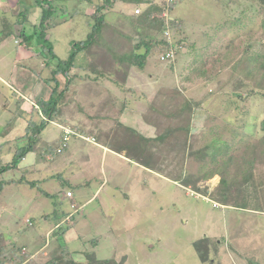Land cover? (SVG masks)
<instances>
[{
  "label": "rangeland",
  "instance_id": "obj_1",
  "mask_svg": "<svg viewBox=\"0 0 264 264\" xmlns=\"http://www.w3.org/2000/svg\"><path fill=\"white\" fill-rule=\"evenodd\" d=\"M54 1L50 11L55 12L52 20L55 19L54 33L57 34H53L50 41L44 40L43 45L39 44L41 47L53 45L58 52V60H68L73 53L75 57L72 65L67 62L58 64L56 60L59 71L53 72L50 68L45 81L50 79L56 86L62 81V76L67 84L87 79L88 86H82L77 92L86 111L92 112L95 107L111 111L116 105L113 109H118V112L120 106L127 107L126 117H131L130 120L140 117L150 128L147 136L131 124L117 123L114 120L117 113H112L113 118L106 125L109 133L105 139L115 148L125 150L132 162L143 164L147 170L123 160L127 166L133 167V173L128 176L117 174L105 165L109 183L96 193L104 179L101 160L97 157L100 151H96L93 173L98 175L86 189L85 184L76 182L79 184L73 185L58 175L52 182L49 195L43 186L39 188V183L33 189L24 183L16 195L14 166L0 170L4 173L0 178L2 188L5 183L9 184L4 186L5 189L11 187L7 189L5 198L14 206L11 210L5 208L0 215L1 233L16 244V231L19 228L24 231V235L17 238L16 245L20 247L14 252H6L11 256L10 263L1 254L0 264H14L13 259L17 261L16 256L27 247L24 242L28 233L35 227L40 228L41 224L43 230L44 215L62 208L67 210L69 202V213L74 211L67 197L70 188L78 197L75 200L80 211L73 212L74 221H79L77 230L81 228L83 219L81 209L98 211L102 208L104 215L102 212L88 214V231L75 239L70 236L76 230L73 228L64 236H55L48 256L42 259L41 254L38 261L54 259L69 264L74 258L76 261L84 259L85 263L99 260L108 264H264V70L260 67V64L264 65V2L175 0V8L170 12L175 19L171 22V33L173 40L181 46L180 50L173 60H164L160 55L165 51H155V47L145 60L147 65L142 71L131 63V56L133 52L144 53L146 47L141 44L135 48L138 43L134 44V41L140 42L149 33L157 36L156 30L144 27L132 12L124 18L117 10V4L115 11L109 7L112 10L105 13L102 22L103 31L107 24L109 27L104 35H120L121 32L130 40L120 41L125 62L116 56L117 60L113 66L110 63L106 75H101L89 68L93 64L90 51L94 49L86 50L82 55L84 50L80 41L87 39L93 30L91 16L81 8L82 0H74L78 2L73 6L71 2H63L57 7ZM94 1L98 4L103 2ZM160 1L159 5L165 4L163 6L166 7L167 0ZM17 5L25 11L23 15L27 13V17L35 12V7H29L27 0L17 1ZM40 11L38 24L48 22L50 11L46 10L45 19H42L44 7ZM7 16L11 17L8 13L0 15ZM109 17L111 20L122 18V28L115 27L111 21L107 23ZM200 28L208 32H201ZM25 33L23 41L27 43L26 40L30 39ZM54 35H59V39ZM98 37L101 38V34ZM98 57L100 55L95 59L97 65L101 60ZM109 73L120 84L127 81L129 85L128 89L118 93V99L109 88H116L107 80ZM150 74L154 75L152 82ZM1 90L0 112L12 97L11 91L0 82ZM54 96L58 103L65 100V94L60 95L58 90ZM37 107L38 114L51 122L48 112L44 113L39 104ZM85 115L79 116L83 119L78 123L87 121ZM7 116L10 112L5 109L0 122L10 127ZM46 125L52 126L45 124L41 131ZM74 128L79 129L77 126ZM2 129L0 126L5 134L7 130ZM81 130L85 136L91 137L88 129ZM39 132L33 139L39 140ZM79 137L73 136L70 140ZM212 149L225 152L218 164L212 161ZM230 158L233 162L225 165ZM205 163L210 165L206 169L203 168ZM242 166L248 175L247 183L235 185L231 196L219 194L222 174L226 170L236 177L237 182L244 180ZM209 171L218 173L205 180L204 176ZM90 198L93 200L88 203ZM16 201L20 204V226L14 221ZM54 214L61 215L59 211ZM49 216L47 225L52 227L57 220L54 222ZM27 218H32L34 226L26 223ZM83 234L88 236L87 240L83 239ZM197 242H200L199 248ZM64 247L73 251L72 257L62 253ZM2 251L0 248V253ZM200 251L206 252L208 260L202 261ZM26 264L39 263L30 260Z\"/></svg>",
  "mask_w": 264,
  "mask_h": 264
},
{
  "label": "crops",
  "instance_id": "obj_2",
  "mask_svg": "<svg viewBox=\"0 0 264 264\" xmlns=\"http://www.w3.org/2000/svg\"><path fill=\"white\" fill-rule=\"evenodd\" d=\"M17 1L18 3L20 2V0H0V15L6 13H8V15H11L10 18H8V16L5 18L0 17V24H2V26H0V31L1 29H3V26L6 28V34H0V52L3 51L2 53H0V82L4 84L5 89L7 88V90L11 91L12 96L11 98L9 97V100L7 101L5 106L2 107L3 111L0 112L1 117L5 115V109H8L10 112V116H7L8 119H10L7 122L10 127L3 126L0 122V126L3 127L2 130H7L5 134H3V131L1 132L0 130V170H3L5 167H9V165L12 164L15 155H17V153H19L21 149H24L26 147L28 149L27 152L24 153L23 158H21L16 163V165H13V171L14 173L16 172V179L13 180L15 183L14 185L16 186V195L20 193V188H22V186H25L24 183H28L27 186L31 187V189L36 187V184H40L39 188L43 186L44 191L49 195L50 191H52L51 189L53 188L52 182L58 175L65 177V181H68L73 185H78L79 183L85 184L86 189L89 186V183L95 180L96 176L98 175L97 172L93 173V169L96 164L93 162L94 152L96 151H100V154L97 157H99L101 160L102 176L104 177V179L99 183L100 185L96 189V193H98L99 190H101L106 184L109 183V181L107 180V176L109 177V174L106 172L105 165H109L112 169L117 171V174L125 173L128 176H131V174L133 173V167L131 168L127 166L125 163H123V160L131 161V164L133 163L135 166H140V168L147 170V168L143 164H139L135 161L132 162L131 158L126 154L125 150L115 148L113 145H110L108 143V139H105V136L109 133L108 127L106 128V125L109 124L108 120H111V118H113L112 113H117V115H115L114 117V120L117 121V123H123L125 126L131 124V126L136 128L135 130H139L145 135L150 130V128L146 123L141 121L142 119L140 117H138L135 121L130 120L131 117H126V110H128L127 107L123 108L120 106L119 112L118 109L117 111L116 109H113L114 107H116V105L113 106L111 111L105 110L106 108H103L101 110L96 107L92 109V112L86 111L83 107L84 102L80 101L81 99L79 98L81 96H78L77 92L78 89L82 86H88L87 79L78 80V82H74L73 84H67L64 80L65 78L62 76V81L60 83L57 82L58 84L56 83V86L57 90L59 92H62L61 95L65 94V100L58 104V112L53 114V118L50 120L51 122L45 121L41 117V115L38 114L39 110L37 105L39 104V107H41V101H49L51 99L55 86L52 85L50 79L45 81V78H47V71H50V68H52V70L57 68V63L55 62L56 59L54 61L51 58L52 54L49 51L47 44L42 47L40 45H43L42 42L44 40L51 39L53 34H57L54 33L56 27L55 19L52 20L53 14L55 15V12L51 13V17L48 22L43 21L38 24V20L41 19L40 9L44 7V14L46 13V10L50 11L51 9H53L54 4L53 0H43L41 4L38 2V0H35V3H33L34 1L32 0H27L29 5H31L29 7H35V12L31 13V17H27V13L26 15H23L25 11H21L22 9L17 5ZM73 1L74 0H55L54 3H56L57 7V4H63V2H71V6L78 2ZM152 1L157 4H160L161 2L160 0ZM80 4L82 9L87 10L86 14L91 16L96 11V6L98 3H96L94 0H82L80 1ZM116 4L119 5V8H117V10L120 11L119 13L122 14L124 18L130 16L131 12L132 15H134L135 8H144L147 6V3L136 6L135 4L128 1H119ZM116 4L114 6H116ZM114 6L112 7L115 11L116 9ZM17 8L18 10L16 11ZM110 10H112V8L108 9L106 11V14ZM20 15L22 16L20 17ZM106 21L107 23H110L111 21L113 25L118 28H122V25H124V21L122 20V18L120 20H118L117 18L116 20H111V18L109 17V19H106ZM107 28L109 29L108 24ZM106 30L99 33V35L101 34V38H99L101 42L100 44H96L93 47L94 50H92L91 52L93 55L92 61H90L93 62V64L89 65L90 69H92L95 73H99L101 75H106L105 71L107 72V68L110 66V63L113 66V62L117 60L116 56L119 57V60L122 59L125 62L126 57H124V52L120 49V41L122 39L124 42H128L130 40H128L125 35H121V32L120 35H104L107 32ZM198 30H200L201 32H208L203 28H200ZM116 31L118 32V30ZM22 32H26L31 36L30 40L28 41L29 43L24 42L20 39V37H18V35ZM58 36L54 35V38L59 39ZM106 37H109V39ZM137 43H139V41H137L136 39V41H134V44ZM51 46L53 47V45ZM53 49L54 53L57 56L58 52L56 48L53 47ZM85 54L86 50L82 52V55ZM98 55H100L98 59L100 58L101 60L97 65L95 64V62H97V60L95 61V59ZM146 65L144 64V67ZM144 67H139L140 71L145 69ZM116 68H118L119 70V66ZM150 78V81L152 82L154 75L150 74ZM107 80H110L113 86L116 87H109L115 93L116 99H118V93L120 94L124 90L129 88L127 81L120 84V82L113 79L112 73L110 75H107ZM0 93H2V90L0 91ZM116 99L114 100V102H116ZM18 103H20L21 106H18ZM12 109L14 110L11 111ZM44 113L46 112L44 111ZM84 113H86L85 120L87 121L78 123V120L83 119V117L79 119V116L83 115ZM30 121H32L36 125L42 124V122L45 121L46 124H52V126L46 125L37 136L39 140H35L31 139V137L34 138L37 134H33L35 128L34 124L33 126L30 125ZM64 126H70L73 128L77 126L79 129H88V134H90L91 137H95L96 140L91 141L85 140L80 137L75 138L72 141L70 140L67 147L58 154L56 153L55 148L63 137ZM81 129L80 131H82ZM100 137L104 138L102 139ZM76 168L78 170H76ZM3 176L4 173L0 172V178H2ZM2 184L3 181L0 180V185ZM48 184L50 185V187H47ZM8 185L9 184L5 183L3 185L4 190L0 191V215H2L3 211L7 207H9L10 210L14 208L13 204L9 203V201L5 198V193L8 191L7 189L11 188L9 187L5 189V187H7ZM69 190L74 193V196L72 198L67 196L68 198H70L72 206V203L77 204L75 198L78 199V197H76L74 189L70 188L68 189V191ZM93 198H90L89 200H87V202L90 203ZM68 204L69 207L66 208L67 210H63V208L57 210L61 213L60 216H56L54 214L57 211H50L49 214L44 215L43 230V226L41 224L40 228L35 227L28 233V235L26 236V243L24 242V244L27 246L24 248H26L27 250L25 252L23 251L24 248H22L21 250L23 257H25L22 264H26L30 260H34L39 264H47L50 261H54V259L50 261L47 260L48 262H46V260L45 262H41L38 260L40 259L41 254L42 259L43 257L45 258L48 256V249L52 245V240L53 238H55V236H64V234L70 229H76V225H78L79 221H74L75 216H73V220L71 223L64 222L62 224V220L68 215L70 210V202ZM19 206L20 204L16 201V219L14 221L18 226H20V216L18 215ZM91 212L97 215L99 212H102V214L104 215V211L102 208L98 211L85 210L84 208L81 209L83 219L82 222L80 221V227L82 229L80 228V230L78 228V230L76 229L75 232L70 234V236H74V239L76 238V236H81V233H85L88 231L89 225L86 224V221L88 214H90ZM49 215H51V217L54 219V222L55 220H57V222H55L54 226L52 227H48L47 225V222L50 219ZM59 219H61L60 222H58ZM26 223H28L30 226H34L32 218H27ZM59 224L62 225L59 226ZM17 231L16 244L18 235H24V231L22 228H19ZM1 232L2 231L0 230V235H2L0 237L2 242L0 243V248H2L3 251L2 253H0V255L2 254L3 256H5V259H8V263H10L9 259H11V256H8L6 252H14L16 250V247L20 246H17L14 241L6 238V236H4ZM87 238L88 236L86 234H83V239L87 240ZM62 253H68L71 255V257L73 256V251H71L68 247H64L62 249ZM83 261L81 260L80 262Z\"/></svg>",
  "mask_w": 264,
  "mask_h": 264
},
{
  "label": "trees",
  "instance_id": "obj_3",
  "mask_svg": "<svg viewBox=\"0 0 264 264\" xmlns=\"http://www.w3.org/2000/svg\"><path fill=\"white\" fill-rule=\"evenodd\" d=\"M43 0H38V2L41 4ZM46 1V0H44ZM118 1H128L130 3H133L137 6L141 5V4H144V3H147V6L144 7V9L142 10V12L140 14H135L134 15L137 17V19L139 21H141L142 23H144V27H146L147 29H151V30H156V34H158L157 36L156 35H152L151 33H148L144 38L143 40H141L137 45V46H140L141 44L145 45L146 47V51L142 54H134L132 53L133 56H131V63L133 62V64L135 65H138L140 68H143L144 67V62L145 60L148 58V56L151 55V53L154 51L155 47H157L155 49V51L157 49H160L161 51H165L167 50V48L169 47L168 45V42L163 38V29L165 27V24H166V21H165V17L162 15L164 10L166 9L165 4H157V3H154L152 0H103L102 3L100 4H97V8H96V11L91 15V24H92V31L91 33L89 34V37L83 41H80V47L81 49H83L84 51L85 50H90V49H93V47L96 45V44H100L101 40H98V36H99V33L102 30V22H104V18H105V14L106 11L109 9V7H112L114 6ZM264 2V0H262ZM175 4L174 3H171L170 6H169V11H172L175 7ZM46 13L43 14V18L42 19H45L46 17ZM50 14H51V11H50ZM54 24V23H52ZM6 30V28H5ZM2 34L5 33L6 34V31H4L3 29H1ZM8 32V31H7ZM152 32V31H151ZM25 32H22L21 35H18V37H20L21 40H25L23 38V35H24ZM26 34V33H25ZM26 36V35H25ZM30 35H29V39H30ZM26 41H29V40H26ZM46 45V44H45ZM49 51L51 52L52 54V59L55 61V59L58 61V64L59 63H69L70 65H72L73 63V59L75 57V53H73L70 57V59L68 60H58L57 59V56L56 54L54 53V49L53 47L51 46V44H48L47 45ZM160 47V48H158ZM166 48V49H165ZM92 52V51H90ZM261 59V58H260ZM71 60V61H70ZM261 63V62H260ZM58 67V66H57ZM260 67L263 68L264 70V65L263 64H260ZM62 70V69H61ZM59 71V68H55L53 70V72H58ZM57 92V86H54V90H53V94H52V97L49 101H41L40 103V106L41 108L43 109V111H46L48 112V116H49V119L51 120L53 118V114L57 113L58 112V98H56V96H54ZM60 95L62 94V92H59ZM52 104V106H51ZM48 109V110H47ZM33 122L30 121V125L33 126ZM46 124V122H42V124H39V125H36L34 124V133L37 134V131H41L42 127ZM37 129V130H36ZM28 138V137H27ZM31 139H33V137H31ZM27 147L24 148L23 150H21L19 153H17V155H15V158L14 160L12 161V164L9 165V167L11 168L13 165H16V163L21 159L23 158L24 156V153L27 152ZM227 150V149H226ZM228 152V151H227ZM223 151H220V150H215V149H212L211 150V158H212V161L214 163H220L222 160L220 159L221 156H223ZM225 162V161H224ZM230 163L233 162L232 158H230V160L225 164V165H228ZM216 164V165H217ZM241 163H236V165H240ZM244 164V163H242ZM215 165V166H216ZM210 165H208V163H205L203 168L206 169V167L208 168ZM7 167H5L4 169H6ZM3 169V170H4ZM241 169H244V166L241 167ZM252 172V171H251ZM216 173L218 172H211L209 171L207 174H205L204 176V179L205 180H208L210 179L211 177H213ZM243 175H244V180H240V181H236V177L233 175V174H229L226 170L225 173L222 174V178H221V181H220V186L218 188V192L219 194L221 195H224V196H231L232 195V192L234 191L235 189V185H238L240 183L242 184H246L247 183V178L248 175L245 171V169L242 171ZM1 188H2V185H0V191H1ZM199 245H200V242H197L196 243V246L199 248ZM18 247H16L17 249ZM17 257V261L16 259H13L12 262L14 261V264H22L23 263V260H24V257H23V254H19ZM22 258V259H21ZM200 258L202 259V261H206L208 260L207 258V254L206 252H201L200 251ZM10 260V259H9ZM108 264L104 261H99L97 260L95 263L93 262H88V263H85V262H80V261H76L75 259H73L72 261H70L69 264ZM47 264H62L60 261H57V260H54V261H50L49 263ZM110 264V263H109ZM111 264H120L119 262H112Z\"/></svg>",
  "mask_w": 264,
  "mask_h": 264
},
{
  "label": "built area",
  "instance_id": "obj_4",
  "mask_svg": "<svg viewBox=\"0 0 264 264\" xmlns=\"http://www.w3.org/2000/svg\"><path fill=\"white\" fill-rule=\"evenodd\" d=\"M174 2H175V0H167L166 9L164 10V12L162 14L165 17V21H166L165 28H164L162 34H163V38L168 42V45H169L167 50H165V52L162 55H160V58L164 59V60H173L176 57L177 51H179L180 47H181L180 45H178L177 41L173 40V36L171 33V27L173 26L171 24V22L174 21L175 19L172 18L170 15L171 11H169V6L171 3H174ZM135 12H136V14H140L142 12V10H141V8H136ZM178 23H179V21H178ZM46 119H47V117L45 118V120ZM63 129H64V134H63L62 139L59 141L57 147L55 148L56 153H61L67 147L69 140L73 136H80V137L86 138V139L91 140V141L96 140L95 137L85 136L84 133L82 131H80L79 129H76V128H73L70 126H64ZM67 196L72 198L74 196V193L71 190H69V191H67ZM71 207L74 210L73 212H79L80 211V209L76 203H72ZM73 212L68 213V215L65 217L62 224L64 222H69V223L72 222ZM62 224H59V226H61ZM26 250L27 249L24 248L23 251L25 252Z\"/></svg>",
  "mask_w": 264,
  "mask_h": 264
},
{
  "label": "clouds",
  "instance_id": "obj_5",
  "mask_svg": "<svg viewBox=\"0 0 264 264\" xmlns=\"http://www.w3.org/2000/svg\"><path fill=\"white\" fill-rule=\"evenodd\" d=\"M137 8H141V10H143L144 8H142V7H137ZM136 9V8H135ZM134 13L136 14V12H135V10H134Z\"/></svg>",
  "mask_w": 264,
  "mask_h": 264
}]
</instances>
